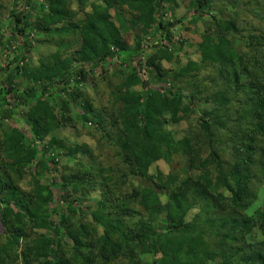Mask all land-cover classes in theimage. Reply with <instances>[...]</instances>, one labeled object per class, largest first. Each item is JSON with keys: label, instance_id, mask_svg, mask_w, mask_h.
<instances>
[{"label": "trees", "instance_id": "obj_1", "mask_svg": "<svg viewBox=\"0 0 264 264\" xmlns=\"http://www.w3.org/2000/svg\"><path fill=\"white\" fill-rule=\"evenodd\" d=\"M76 1L79 6L88 2ZM172 1L102 0L104 7L90 5L91 13L84 21L72 24L70 20L75 14L66 9L64 0H46L48 12L43 14L45 25L39 24L40 30L59 39L80 30V47L69 57L61 52L63 45L57 47L48 57V66L33 76L38 87L23 93L12 89L5 92L0 87V119L10 118L4 109L9 100L24 105L33 102L35 107L28 118L34 124L33 140L41 143L58 127V121L42 99L55 90L66 94L70 79L83 74L81 70H73L75 63L94 68L116 58L121 64H132L134 73L125 78L115 96L119 110L110 122L117 132L110 142L126 171L87 167L79 162L68 178H58L53 155L55 148L61 146L58 141H49L37 153L23 144L22 135L0 133V264H218V260L219 264H264V239L253 241L252 235L257 227L264 235V147L257 146V137L264 133V35H252L249 31L242 37L232 20L220 21L214 37L207 34L211 28L206 29L198 50L203 65L212 67L220 82L216 85L219 94L212 100L207 97L201 101V84L192 85L190 92L173 85L167 93H161L157 85L149 88L147 84L141 92H132V87L141 83L136 75L140 65L137 68L136 63L145 42L137 39L136 46L129 51L123 34L135 27L143 36L152 29L165 32L173 27L157 20L164 4ZM258 1L264 11V0ZM252 3H246L245 7H251ZM190 5L194 12L208 9L206 0H192ZM115 7L127 8L130 21L117 11L115 25L109 15V10ZM262 15L264 21V12ZM12 20L13 35H23L20 17L16 15ZM50 25L57 28L52 30ZM233 34L241 38V49L227 39V35ZM166 40L169 42L170 36ZM69 47L66 45L63 50L66 52ZM111 49L116 51L111 53ZM157 49L147 65L154 71L156 82L166 84L164 78L168 74L160 62H171L173 53L167 47ZM22 58L14 59L13 65ZM200 69L190 62L173 81ZM67 97L75 109L81 106L84 112H92L88 104H79L82 96L76 90ZM186 99L190 103L183 106ZM198 99L205 107L211 103V107H193L194 103L199 104ZM62 104L67 108L66 101ZM234 107H237L235 119ZM44 113L48 115L42 121ZM181 113L184 118L200 114L194 121L199 138L186 134L176 140L164 130L165 122H182ZM94 119L96 127L104 129L103 119L100 116ZM234 121L238 128L241 126V133L236 140L228 139L231 154L224 161L218 151L229 146L224 133L229 132ZM106 136L109 138L110 134ZM200 138L207 144V157L200 156ZM66 151L71 158L80 154L93 161L87 148L73 147ZM179 154L188 159L180 175L150 178L153 180L149 188L132 190L124 196L117 192L124 186L128 190L129 181L135 177L149 180L152 164L160 160L169 164ZM28 165L33 170L31 193L19 185L21 172ZM42 174L53 176L51 185L39 183ZM96 191L100 194L95 202L97 209L88 212L90 220L86 222L81 200ZM162 197L167 199L165 204ZM137 198L144 215L128 209ZM59 201L66 205L60 216ZM198 204L203 206L200 213L187 222Z\"/></svg>", "mask_w": 264, "mask_h": 264}, {"label": "rangeland", "instance_id": "obj_2", "mask_svg": "<svg viewBox=\"0 0 264 264\" xmlns=\"http://www.w3.org/2000/svg\"><path fill=\"white\" fill-rule=\"evenodd\" d=\"M64 1L66 9L70 13L75 14L70 20L72 24H79L84 21L85 16L91 13L90 5L96 4L104 7L102 0H88L83 6H79L76 0ZM191 1L173 0L164 4V8L157 14V20L165 25H173V27H170L165 32L152 29L147 35L143 36L139 29L135 27L129 28L123 34V40L129 51L134 49L137 39H141L142 43L145 42L139 50V59L136 63L137 68L140 65V70H138L136 75L141 83L132 87V92H141L144 84H147L149 88L157 85L156 87L161 90V93H167L173 85L185 88L190 92L192 85L201 84L200 89L203 91L201 101H204L207 97L212 100L215 95L219 94V89L216 85L220 84V82L215 75L216 71L209 65H203V56H201L198 50V45L202 43V36L206 33V29L211 28L207 34L214 37L217 29H220V21L232 20L242 34V37L243 35H248L249 31L252 32V35H264V21L261 20L263 17L262 12L264 11L257 4L260 2L258 0H206L208 2V9L198 12H194L191 9ZM248 2L253 3L251 7L247 8L245 4ZM117 11L123 15L125 20L130 21L131 14L127 8L115 7L109 10V15L115 25H117L115 21ZM47 12L48 5L46 0H27V3L24 0H0V87L5 92L12 89L17 93H23L38 87L39 83L36 82L33 76H37L38 71H41L43 66H48L50 61L48 57L58 50L57 47L63 45L61 52L67 53L66 57H69L79 49L81 44L80 30H75L74 34L63 39H59L56 36L49 37L40 30L39 24L45 25L43 14ZM16 15L20 17L21 23H19V29H24L23 35H19L18 33L13 35L12 33L15 28L12 19ZM50 26L52 30L57 28L56 25ZM167 36H170L169 42L166 40ZM227 39L236 45L237 48L239 47V49L243 46L241 38L235 34L227 35ZM66 45L70 47L65 52L63 49L66 48ZM161 46L171 49L173 53L171 62H160L161 68L168 74L164 78L166 84L164 82H156V78L153 76L154 71L147 65V61L156 55L157 48ZM112 51H116V49H111V53ZM17 57L23 58L16 65H13V61ZM190 62L201 67L199 72L192 73L188 77H179L176 82L173 81L176 80L174 79L175 75L180 73ZM72 68L75 71H83V74L74 75L70 79L66 94L55 90L52 95L45 96L42 99V102L48 106L49 112L58 121V127L49 132L41 143L33 140L31 130L34 124L32 123L33 120L29 121L28 118V114L35 107L33 102L24 105L23 103L11 102L9 100L8 106L4 107V109L10 115V118L8 120L0 119V133L5 132L9 134L15 132L22 135L24 138L23 144L25 146L30 145L31 149L36 150L37 153H41L42 147H45L49 141H58L61 146L55 148L53 151L58 167V178H68L71 173H74L76 164L79 162L87 167L90 165L96 168L103 166L113 169L120 168L122 171H126L121 160L116 157V149L110 142L117 134L116 130L110 127V122L112 118H115L119 110V105L115 104V96L120 92L119 89L125 78L134 73L135 69L133 70V65L121 64L118 59L113 58L108 64L103 66L92 68L89 65L75 63ZM215 81L216 83L213 84ZM74 90L82 96L79 104H88L92 112H84L81 106L75 109L71 105L67 95L71 94ZM62 101H66L67 108L63 106ZM189 101L186 99L183 106L189 105ZM201 101L198 99L197 102L199 104L194 103L193 107L210 108L212 105L210 103L208 104L209 106L205 107L206 104L200 103ZM236 112L237 107H234L232 112L234 119L236 118ZM47 115L46 113L42 114V121L47 118ZM96 116H100L103 119L104 129L99 130L96 127V120L94 119ZM182 116L183 120L179 124L165 122L163 125L164 130L171 133L176 140L182 139L186 134L199 138V131H197L194 121L198 119L200 114L197 113L184 118L185 115L181 113L180 117ZM235 123L234 121V124L229 126V132L224 133L225 142L229 146L226 150L218 151L224 161L228 160L231 154L228 139L236 140L239 133H241V126L238 128ZM245 124L241 122V125ZM245 126L247 127V125ZM245 126H242V129ZM106 133L110 134L109 138L106 136ZM257 139V146L264 147V133L262 136H258ZM200 143L202 145L200 147V156L207 157L209 152L207 144L202 143V140ZM73 147L89 149L93 154V161L88 156H80V154H77L75 158L67 156L66 149ZM187 163V157L182 154L173 156L169 164L160 160L150 166L148 171L149 180L135 177L129 181L128 190L124 186L117 192L124 196L132 190L138 191L149 188L151 180H153L150 178L159 176L164 179L169 175H180L181 169L185 168ZM31 167V165H28L23 169L21 172L23 174L22 180L19 181L20 187L26 193H31L33 190V178L30 176V172H33V170H30ZM52 179V175L42 174L39 177V183L43 186H49L52 184ZM99 195L98 191L92 192L87 198L81 200L84 206L83 209L85 210L83 214L86 222L90 220L88 212H94L97 209L95 202L99 199ZM259 201H262V198H259ZM139 202V198H137L129 204L128 209L138 211L144 215L145 212L138 205ZM161 202L165 204L167 199L162 197ZM65 206L64 202L59 201V209L57 210L59 216L65 213ZM202 207V204L196 205L187 222L192 221V217L198 215ZM162 218L161 216L160 223H162ZM135 221H137V218ZM257 228L252 233L253 241L260 242L264 239V235ZM37 234L50 235L48 232H38ZM143 259L147 262L149 261L148 258ZM219 261H217L218 264L220 263Z\"/></svg>", "mask_w": 264, "mask_h": 264}]
</instances>
